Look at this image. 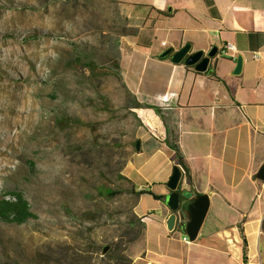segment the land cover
Masks as SVG:
<instances>
[{
	"label": "rangeland",
	"instance_id": "1",
	"mask_svg": "<svg viewBox=\"0 0 264 264\" xmlns=\"http://www.w3.org/2000/svg\"><path fill=\"white\" fill-rule=\"evenodd\" d=\"M132 30L113 0H0V195L22 192L38 216L0 220V264H119L106 245L120 240L133 257L141 243L130 233L139 197L98 193L130 188L121 174L131 160L156 192L173 167L146 148L123 78L121 38ZM153 200L144 194L139 209ZM205 222H216L212 206Z\"/></svg>",
	"mask_w": 264,
	"mask_h": 264
},
{
	"label": "crops",
	"instance_id": "2",
	"mask_svg": "<svg viewBox=\"0 0 264 264\" xmlns=\"http://www.w3.org/2000/svg\"><path fill=\"white\" fill-rule=\"evenodd\" d=\"M113 1L134 28L121 38L124 81L140 102L152 105L137 108L148 127L146 148L155 156L164 153L174 167L167 139L175 140L190 175L182 171L178 189L208 192L216 220L204 221L191 241L179 210L170 231L167 182L173 167L156 192L154 177H134L131 160L125 175L137 189L160 196L145 193L155 205L140 210L142 194L135 207L145 228L131 264H264V182L256 177L264 162V0ZM226 42L243 54L239 75L233 74L237 56L220 52ZM187 43L190 52L217 45L219 53L205 70L174 63L173 53ZM168 48L173 52L161 57ZM143 169L135 170L141 176Z\"/></svg>",
	"mask_w": 264,
	"mask_h": 264
},
{
	"label": "water",
	"instance_id": "3",
	"mask_svg": "<svg viewBox=\"0 0 264 264\" xmlns=\"http://www.w3.org/2000/svg\"><path fill=\"white\" fill-rule=\"evenodd\" d=\"M191 44L187 43L181 48L176 50L172 55V61L174 63L184 62L185 65L192 66L197 65L198 69L205 70L210 58L215 57L219 53V47L214 45L208 52L200 49L197 51L190 52ZM173 52V48H168L161 53V57H165ZM244 57L242 53L237 54L236 66L233 70V74L239 75L243 70ZM137 151L141 150V140L136 141ZM182 169L178 164L173 167L172 174L167 186L170 188L171 192L168 195L167 204L171 209V213L166 219L167 228L170 231L175 230L178 220H179V210L181 206V197L184 196L187 199V207L184 212L181 213L183 217L186 214L188 220L182 222L181 226L183 231L187 234L191 241H194L200 229L207 217V214L211 205V198L208 192L193 194L192 191L184 189L180 191L178 189L179 182L182 176ZM256 177L264 182V162L260 165L256 172ZM109 249V245H106L103 249V255Z\"/></svg>",
	"mask_w": 264,
	"mask_h": 264
},
{
	"label": "trees",
	"instance_id": "4",
	"mask_svg": "<svg viewBox=\"0 0 264 264\" xmlns=\"http://www.w3.org/2000/svg\"><path fill=\"white\" fill-rule=\"evenodd\" d=\"M134 30L130 32H125L124 34H129L133 33ZM76 62L81 63L83 62L82 57H76ZM135 95V94H134ZM133 107L139 108V107H152L150 104H144L140 102L136 96L133 101ZM167 141L171 144V148L175 150V155L177 158V164L181 167L182 171L189 175V170L188 167L184 161V156L179 148V145L175 142V140L171 141L170 139H167ZM122 178L129 179L128 176L121 174ZM130 180V179H129ZM132 181V180H131ZM180 190V189H179ZM98 193L101 196L104 197H114L118 194H124V193H130L138 196L139 198L141 197L142 194L149 193L153 195L155 198H160L158 194H155L151 189H137L136 185L132 181V186L130 188H119V189H114L111 187H103L98 190ZM139 198L135 204L137 205ZM183 203L180 206V211L184 212L187 207V199L182 196L181 197V202ZM37 214L33 212L31 205L28 201V199L24 196V194L20 191L17 190H8L6 193L0 195V220L3 222L7 223H17V224H22L27 221H29L32 218H37ZM140 217V216H138ZM140 228L137 230L136 226L133 223V229H132V234H136V236H133L132 240L137 239V234H143L144 233V228H145V223L140 217ZM128 233V232H127ZM129 234V233H128ZM131 241V240H130ZM123 246L121 245L120 240H117L114 242L113 246L104 254V256H108L111 259H118L120 261L119 264H131L132 263V257H127V255L122 254ZM124 259H121V258ZM60 261V260H59ZM77 261H74V263H69V264H77ZM60 264H65V263H60Z\"/></svg>",
	"mask_w": 264,
	"mask_h": 264
},
{
	"label": "built area",
	"instance_id": "5",
	"mask_svg": "<svg viewBox=\"0 0 264 264\" xmlns=\"http://www.w3.org/2000/svg\"><path fill=\"white\" fill-rule=\"evenodd\" d=\"M220 52H222L225 55H230L233 57L237 56V48H236L235 44H233L231 42H226L225 44H223V46H221V48H220Z\"/></svg>",
	"mask_w": 264,
	"mask_h": 264
}]
</instances>
